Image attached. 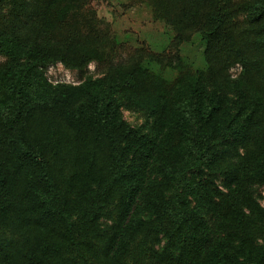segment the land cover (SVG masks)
Returning a JSON list of instances; mask_svg holds the SVG:
<instances>
[{
  "label": "trees",
  "instance_id": "obj_1",
  "mask_svg": "<svg viewBox=\"0 0 264 264\" xmlns=\"http://www.w3.org/2000/svg\"><path fill=\"white\" fill-rule=\"evenodd\" d=\"M134 2L161 52L92 0H0V264H264V0Z\"/></svg>",
  "mask_w": 264,
  "mask_h": 264
},
{
  "label": "rangeland",
  "instance_id": "obj_2",
  "mask_svg": "<svg viewBox=\"0 0 264 264\" xmlns=\"http://www.w3.org/2000/svg\"><path fill=\"white\" fill-rule=\"evenodd\" d=\"M135 0H92V7L95 9L99 19L111 25V30L116 34L120 43L125 46V53L130 50L146 46L154 52H161L170 44L173 37L172 30L164 23L155 21L152 17L150 7L146 4H135ZM204 43L200 37L184 45L181 48V55L188 66L193 70H204ZM170 55L174 53L168 52ZM5 59L0 56V62ZM96 64L89 66L90 72H96ZM158 70V69H157ZM164 77L174 79L177 71L172 69H159ZM238 73L237 69L233 70ZM51 82H66L78 84L81 82L78 72L66 69L63 65L57 64L48 68L46 72ZM126 121L133 126L142 125L145 117L139 113L123 110ZM261 202L264 205V187L260 189Z\"/></svg>",
  "mask_w": 264,
  "mask_h": 264
}]
</instances>
